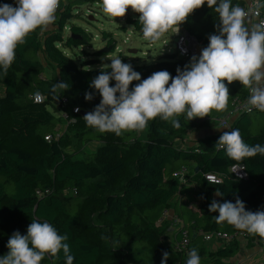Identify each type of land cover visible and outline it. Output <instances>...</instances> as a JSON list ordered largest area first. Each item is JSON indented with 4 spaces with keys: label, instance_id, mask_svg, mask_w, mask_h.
Here are the masks:
<instances>
[{
    "label": "trees",
    "instance_id": "trees-1",
    "mask_svg": "<svg viewBox=\"0 0 264 264\" xmlns=\"http://www.w3.org/2000/svg\"><path fill=\"white\" fill-rule=\"evenodd\" d=\"M4 3L15 6L13 0H0V5ZM243 3L232 0L233 6ZM96 4L102 5V0H60L54 23L36 28L18 45L6 73L0 67V86L4 87L0 92V256L10 251L7 243L11 235L17 231L27 235L33 220L47 221L68 237L65 242L74 256L73 264H161L164 251L169 253L167 264H186L193 248L198 250L200 264H231L241 238L264 248V237L226 221L217 223L214 217L219 212L209 210L213 199L235 203L237 198L248 211L264 210V155L239 161L229 158L224 149L215 146L223 132L187 138L190 133L214 127L215 118L230 110L234 98L249 96L248 88L239 81H225L229 88L227 108L191 121L182 114L177 117L179 128L159 116L142 130H126L120 135L89 127L83 117L102 100L90 84L102 68H91L92 61L70 62L64 48L88 43L84 28L72 19L82 14V6ZM261 10L264 13V8ZM139 15L129 7L125 22L142 32ZM219 23L214 8L205 2L180 26L205 48L210 35L219 34ZM67 26L70 35L64 34ZM103 37L110 44L115 41L112 32L104 31ZM119 58L127 63L126 56ZM191 58L166 53L154 63L131 65L141 74V80L161 70L174 78L177 68L183 69ZM43 59L56 70L54 75H44ZM59 81L69 88L52 92ZM115 83L111 80L110 86ZM138 83L133 81L130 90ZM37 91L45 97L41 103L34 101ZM87 92L93 93L92 100L85 99ZM61 126H66V131L57 137ZM234 129H239L246 144L264 145V112L253 108L242 113L233 122ZM74 131L83 132L82 138L97 140L99 145L80 156L78 151L67 152L74 142ZM49 135L52 137L47 139ZM235 163L246 165L248 180H238L229 172ZM189 165L197 170L198 208L180 199V182L174 176ZM209 172L222 175L223 181L209 182L205 177ZM46 189L51 192L42 198L37 196V190ZM217 190L223 195H216ZM165 210H173L182 221L177 239L188 230L185 249L164 241L172 224L170 217L163 218ZM214 231L244 236L219 241L220 246L210 248L204 232ZM41 264H66L63 250L57 256L46 253Z\"/></svg>",
    "mask_w": 264,
    "mask_h": 264
},
{
    "label": "clouds",
    "instance_id": "clouds-1",
    "mask_svg": "<svg viewBox=\"0 0 264 264\" xmlns=\"http://www.w3.org/2000/svg\"><path fill=\"white\" fill-rule=\"evenodd\" d=\"M205 2L219 16V34L210 35L208 46L199 56H192L183 69L178 67L174 78L167 70H161L141 80V74L130 63L119 57H105L111 59V64L102 65L101 73L90 84L102 100L83 117L89 127L120 135L126 130H142L149 120L159 116L179 128L177 117L182 114L186 113L191 121L208 116L212 110L227 108L229 88L225 81H239L249 88L247 110L264 112V19H257L259 10L264 8L261 0H250L247 9L233 6L232 0H102V8L107 16L117 18L124 17L131 7L140 14L144 39L155 43L169 30L178 33L180 25ZM59 3L60 0H16V6L0 5V67L5 73L15 59L18 45L36 28L54 23ZM113 79L115 86H110ZM133 81L140 83L130 90ZM68 88L66 82L59 81L52 86V92ZM44 99L39 91L34 94L35 102ZM85 99L92 100L93 93L87 92ZM215 146L237 161L264 155V145L246 144L239 129L223 132ZM216 195L223 194L217 190ZM209 210L219 212L214 217L217 223L226 221L237 229L264 237V210L248 211L239 198L235 203L213 199ZM67 239L49 222L33 220L27 235L19 231L11 235L7 243L10 251L0 256V264H41L46 253L57 256L61 250L66 264H73ZM168 258L169 253L164 251L161 264H167ZM186 264H200L197 249L190 250Z\"/></svg>",
    "mask_w": 264,
    "mask_h": 264
},
{
    "label": "rangeland",
    "instance_id": "rangeland-1",
    "mask_svg": "<svg viewBox=\"0 0 264 264\" xmlns=\"http://www.w3.org/2000/svg\"><path fill=\"white\" fill-rule=\"evenodd\" d=\"M82 14L77 15L72 19V23L82 26L85 30V37L88 43L80 47L75 46L73 48H64V52L69 57L70 62L80 63L81 61H92L91 68H100L102 65H110L111 59L105 57H120L126 56L127 63L143 64L154 63L161 59L166 53H176V34L174 30H169L159 41L151 43L144 39L143 32H138L133 29V26L127 25L124 17L111 18L103 12L102 5L96 4L94 6H82ZM112 32L114 42L110 44L108 39H104L103 32ZM65 35H70L71 30L67 26L64 30ZM115 46V50L113 48ZM204 46L198 44L197 56L201 54ZM45 63L44 75L50 77L56 73V70L50 65L46 59H43ZM0 92H4V87L0 86ZM223 116L215 118L216 125L212 128H203L195 133L188 134L187 138L215 135L221 132L228 131L225 127L218 125L217 122L222 119ZM234 121V117L232 118ZM61 132L66 131V126L59 127ZM83 132L74 131L72 137L74 142L69 146L66 151L69 153H77L78 156L81 153L91 152L99 144L97 140H85L82 138ZM190 174L187 178V183L182 186V193L180 199L185 201L192 208H198L200 203L199 185L196 181V167L189 165ZM176 217V216H174ZM178 219V217H176ZM175 218V219H176ZM181 220L177 222L172 220V224L165 236L164 241L166 244L172 240L174 241L178 236L181 228ZM180 226V227H179ZM182 236V235H181ZM181 236L178 237L180 240ZM177 239V240H178ZM240 247L237 254L230 259L231 264H264V248L257 242H249L246 238H241ZM210 248H217L218 242L207 243ZM208 262V259H205Z\"/></svg>",
    "mask_w": 264,
    "mask_h": 264
},
{
    "label": "built area",
    "instance_id": "built-area-1",
    "mask_svg": "<svg viewBox=\"0 0 264 264\" xmlns=\"http://www.w3.org/2000/svg\"><path fill=\"white\" fill-rule=\"evenodd\" d=\"M15 6H16V0H13ZM243 4H240L241 7L247 9L250 6V0H243ZM260 15L257 19H264V13L260 9ZM177 40H176V48H177V56L179 58H190L197 53V48L198 40L189 34L187 30L182 28L180 26V30L178 33H175ZM248 93L249 96L247 98H234L232 102V107L230 110L220 119L217 124L225 127L229 131L233 129V122L244 112L248 111L247 110V104L248 100L250 97V89L248 88ZM77 108H75L76 111ZM67 116L66 114H64ZM234 117V121H232V118ZM74 121V119H71L70 122ZM62 132H57L56 136L59 137ZM52 136L49 135L46 138L50 139ZM229 172L233 175L234 178L238 180H248L249 179V174L247 171V167L243 163H235L232 164L229 167ZM190 174L189 168L187 166H183L180 168L178 171L174 173V176L179 179L180 182V191L179 195L182 193V186L187 183V178ZM206 179L209 182L212 183H221L223 181V176L218 174V173H206L205 174ZM51 190L46 189V190H37V196L42 198L49 194ZM74 192L76 193V190L74 189ZM169 216V210H165L163 214V218ZM182 239L181 240H174L170 241L169 244H171L173 247L177 249H185L189 243V233L188 230H184L182 232ZM244 236L243 233L239 234H230L222 231H214V232H204V240L205 241H214V242H219V241H226L230 242L232 241L235 237H240Z\"/></svg>",
    "mask_w": 264,
    "mask_h": 264
},
{
    "label": "crops",
    "instance_id": "crops-1",
    "mask_svg": "<svg viewBox=\"0 0 264 264\" xmlns=\"http://www.w3.org/2000/svg\"><path fill=\"white\" fill-rule=\"evenodd\" d=\"M198 133V132H197ZM185 202V201H184ZM186 203V202H185ZM174 216H176V214H175V212L173 211V210H171V211H169V216L168 217H170L172 220H176L177 222H179L180 220L179 219H177L176 217H174ZM176 218V219H175ZM182 222V221H181ZM182 223H181V227H182ZM170 227H172V226H170ZM169 227V228H170ZM180 227V226H179ZM173 240V239H172ZM171 240V241H172ZM175 240H177V238L175 239ZM179 240V239H178Z\"/></svg>",
    "mask_w": 264,
    "mask_h": 264
}]
</instances>
